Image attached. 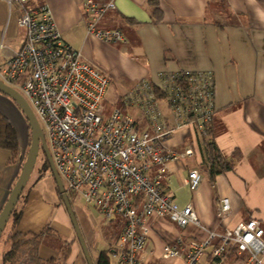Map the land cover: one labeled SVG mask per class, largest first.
I'll use <instances>...</instances> for the list:
<instances>
[{
  "label": "crops",
  "instance_id": "crops-1",
  "mask_svg": "<svg viewBox=\"0 0 264 264\" xmlns=\"http://www.w3.org/2000/svg\"><path fill=\"white\" fill-rule=\"evenodd\" d=\"M84 1L29 0V3L49 6L61 39L86 62L109 76L104 97L128 109L127 114L140 129L147 127L146 121L140 110L126 99L135 85L146 80L157 86L161 77L170 73H209L213 78L214 111L210 123L214 139L226 160H233L235 151L240 154L233 170L211 180L203 166L200 134L192 126L175 131L166 141V147L183 152L192 146L193 155L167 163L163 186L180 208L188 204L193 207L199 226L189 225L179 230L167 220L151 219L150 241H157L162 248L177 238L203 241L208 231L224 233L251 218L260 221L264 241V0H156L163 12L159 23H153L149 15L148 2L152 0H114L115 9L106 11L98 22L99 28L122 32L125 43L113 46L87 35ZM213 1L221 9L206 17ZM19 30L16 14H10L6 3L0 0V41L9 50L16 51L22 45L23 35L16 50L9 47L10 42H17ZM159 103L171 121L164 99H159ZM0 113L17 129L18 140V154L12 161L10 152L0 148L1 212L24 163L29 128L15 103L1 95ZM191 170H196L202 178L193 191L185 184ZM58 198V202L46 203L38 192L29 190L19 209L15 231L39 234L45 230L60 234L65 238L64 246H70L64 264H86L59 193ZM221 199H227L230 205L223 220L217 215ZM79 213L81 217L84 215L81 210ZM83 228L87 245L91 234ZM42 240L39 257L59 259L61 249L57 252ZM152 245L153 242L146 246L149 253L145 264L155 253ZM90 256L92 259L91 253ZM170 262L183 264L180 260Z\"/></svg>",
  "mask_w": 264,
  "mask_h": 264
},
{
  "label": "built area",
  "instance_id": "built-area-1",
  "mask_svg": "<svg viewBox=\"0 0 264 264\" xmlns=\"http://www.w3.org/2000/svg\"><path fill=\"white\" fill-rule=\"evenodd\" d=\"M3 1L9 13L16 14L24 37L16 51L0 41V81L31 108L66 194L94 208L98 218L120 223L112 264H145L151 219L167 220L179 230L199 226L193 207L180 208L163 186L167 163L190 157L193 147L176 152L165 143L188 126L202 133L214 111L212 76L183 71L161 77L155 87L164 95L171 121L146 80L126 95L140 110L146 128H138L132 116L117 108L103 116L101 102L110 78L61 39L49 6ZM83 8L88 36L110 46L125 43L120 30L97 27L101 16L115 9L114 0H85ZM201 180L191 170L185 184L193 191ZM229 211L228 200L221 199L219 219ZM262 236L260 221L251 218L224 233L208 231L203 241L168 242L161 259L183 264H264Z\"/></svg>",
  "mask_w": 264,
  "mask_h": 264
},
{
  "label": "trees",
  "instance_id": "trees-1",
  "mask_svg": "<svg viewBox=\"0 0 264 264\" xmlns=\"http://www.w3.org/2000/svg\"><path fill=\"white\" fill-rule=\"evenodd\" d=\"M149 15L153 23H159L162 20V9L156 0L148 2ZM131 21L132 20H128ZM98 27V23H97ZM119 30V29H118ZM153 93L157 99L163 98V94L153 86ZM199 148L203 166L209 178L212 180L215 176L225 174L234 169L235 162L240 158L239 152L233 153V160H226L219 146L214 139L210 121L204 124V129L200 134ZM0 148L10 152L11 161L18 154V141L15 131L9 121L0 113ZM45 157V156H44ZM44 159V169H49L46 159ZM20 218V212L14 210L9 219H11V228L6 236V243L9 244L8 249L2 254L1 264H64L70 254V246H64L60 251V258L42 259L38 255V247L42 237L46 232L43 230L39 234L21 233L15 231L16 224ZM9 221V220H8ZM116 231L114 235L117 237L120 231V223L115 224ZM112 249L101 251L96 259V264H112Z\"/></svg>",
  "mask_w": 264,
  "mask_h": 264
},
{
  "label": "rangeland",
  "instance_id": "rangeland-1",
  "mask_svg": "<svg viewBox=\"0 0 264 264\" xmlns=\"http://www.w3.org/2000/svg\"><path fill=\"white\" fill-rule=\"evenodd\" d=\"M220 9H221L220 4L213 1L207 9L206 17L212 16L213 13H215L216 11ZM22 35H23V31L19 30L17 42L16 40H15L16 43L10 42V45H11L9 46L10 49L12 48L13 50H16L18 48L19 44L22 41V37H23ZM0 95L5 98H8L7 96L1 93ZM8 99L11 100L10 98ZM117 101H120V98H118ZM101 106L103 108V112H102L103 116L110 115V113L114 109L113 107H117V109H120L123 113L128 112V109L121 108V103L114 104L105 97L101 102ZM9 123L11 124V122ZM11 126L13 127L15 134H16L17 129L12 124ZM44 156L45 155L42 149L40 148L33 171L31 172L28 178V181L19 198V201L15 206V210L19 211V209L22 207V205L24 204L25 196L29 190L38 192L42 200L45 201L46 203H49V202L55 203L56 201L57 202L59 201L57 189H56L53 177L50 173V169L47 170V169H44L43 167V164H44L43 157ZM67 195H68L71 205L73 206V209L76 215V220L79 224V227H81L82 229H84L83 227H85L87 231L88 230L90 231L91 235H90V238L87 240V245L89 247V252L92 255V261H94L95 256L97 257L99 252L109 249L110 247H113L116 244V237L114 235V232L116 231L115 223L106 222L103 218H100V217L98 218L96 211L92 207L85 205L80 198L76 197V195L70 194V193ZM80 210L84 213L85 216L84 215L82 217L80 216V213H79ZM9 230H10V220L7 222L0 236V264H1L2 254L8 249V246H9V244L6 243V236ZM45 233H44L45 235L42 237L43 244L56 250L57 252L58 250L64 247V243H65L64 236L60 234H55L53 232L52 233L45 232ZM158 236L160 237V235ZM151 241L153 242L152 247L155 253L148 259L147 264H169L171 263L170 260L168 261V260L161 259L162 246L160 247L157 241H153V240ZM151 241L149 239L145 246H147V244L151 245L152 244Z\"/></svg>",
  "mask_w": 264,
  "mask_h": 264
},
{
  "label": "water",
  "instance_id": "water-1",
  "mask_svg": "<svg viewBox=\"0 0 264 264\" xmlns=\"http://www.w3.org/2000/svg\"><path fill=\"white\" fill-rule=\"evenodd\" d=\"M0 93L7 96L15 103V105L18 107L20 112L23 114L29 128V147L24 163L21 167V171L17 180L10 191L7 201L5 205L2 207L0 212V236L14 210V207L18 203V200L22 194V191L28 181L31 172L33 171L37 156L39 154V150L41 148L45 155L46 161L50 169V173L53 177L58 193L61 197L65 210L69 216V220L75 232L76 239L80 245L85 262L86 264H94L91 259L85 240L83 238L79 224L76 220L72 207L69 203L67 194L63 188L61 180L59 179L58 174L50 158L49 151L46 142L44 140L43 134L41 132V129L38 125V122L31 108L29 107L25 99L17 91L3 84L1 81H0Z\"/></svg>",
  "mask_w": 264,
  "mask_h": 264
}]
</instances>
